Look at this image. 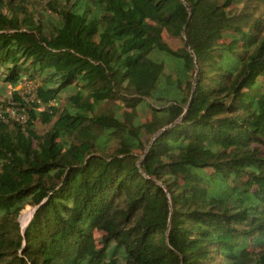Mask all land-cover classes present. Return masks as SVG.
Segmentation results:
<instances>
[{
    "label": "trees",
    "instance_id": "trees-1",
    "mask_svg": "<svg viewBox=\"0 0 264 264\" xmlns=\"http://www.w3.org/2000/svg\"><path fill=\"white\" fill-rule=\"evenodd\" d=\"M34 1L0 0V264H264V0Z\"/></svg>",
    "mask_w": 264,
    "mask_h": 264
},
{
    "label": "rangeland",
    "instance_id": "rangeland-1",
    "mask_svg": "<svg viewBox=\"0 0 264 264\" xmlns=\"http://www.w3.org/2000/svg\"><path fill=\"white\" fill-rule=\"evenodd\" d=\"M43 4H44V2L41 0L34 1V5L37 7H42ZM258 7L260 8V11L264 10V1L261 2L258 5ZM168 41L174 49H177L178 47L182 46V41L179 38H177V39L176 38H174V39L168 38ZM34 89H35L34 84L22 83V84L18 85L13 90L18 91L20 96L22 98H24L28 103L29 100H32ZM11 91H12V88H10L8 85L0 82V102L6 104L5 111L8 113L9 118L14 119V120H18V118H21L22 116H24V118H25L24 121H26L28 119V111H26V109L24 107H20L13 100L7 99V96L11 95ZM37 125H38L39 130L41 132L47 131L50 127L48 124L46 125L45 122H43L42 120H38ZM34 208H35V206H32V205H28L25 208L24 212L21 214V221H20V215H19L20 224L22 223L23 216L27 215V214H32ZM29 220H30V218H29ZM27 222L25 224L22 223L21 225L25 226L27 224Z\"/></svg>",
    "mask_w": 264,
    "mask_h": 264
},
{
    "label": "bare ground",
    "instance_id": "bare-ground-1",
    "mask_svg": "<svg viewBox=\"0 0 264 264\" xmlns=\"http://www.w3.org/2000/svg\"><path fill=\"white\" fill-rule=\"evenodd\" d=\"M30 215L32 216V214H27L23 216V219H22L23 224H25L29 220V218H31ZM20 221H21V216H20Z\"/></svg>",
    "mask_w": 264,
    "mask_h": 264
},
{
    "label": "water",
    "instance_id": "water-1",
    "mask_svg": "<svg viewBox=\"0 0 264 264\" xmlns=\"http://www.w3.org/2000/svg\"><path fill=\"white\" fill-rule=\"evenodd\" d=\"M171 125H173V124H171ZM157 134H159V132H158ZM157 134H156V135H157ZM37 208H38V206H36V207L34 208L33 213H32V216H31L30 220L27 222V224H26L25 226H22L23 230L27 227V225H28L29 222L31 221V219H32V217L34 216V213L36 212Z\"/></svg>",
    "mask_w": 264,
    "mask_h": 264
},
{
    "label": "built area",
    "instance_id": "built-area-1",
    "mask_svg": "<svg viewBox=\"0 0 264 264\" xmlns=\"http://www.w3.org/2000/svg\"><path fill=\"white\" fill-rule=\"evenodd\" d=\"M18 120H20V121H24L25 118H24V116H22L21 118H18Z\"/></svg>",
    "mask_w": 264,
    "mask_h": 264
}]
</instances>
